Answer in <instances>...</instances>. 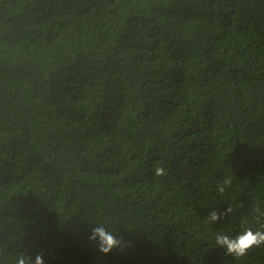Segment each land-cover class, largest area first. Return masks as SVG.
I'll list each match as a JSON object with an SVG mask.
<instances>
[{
  "label": "trees",
  "instance_id": "16d2710c",
  "mask_svg": "<svg viewBox=\"0 0 264 264\" xmlns=\"http://www.w3.org/2000/svg\"><path fill=\"white\" fill-rule=\"evenodd\" d=\"M248 228L264 0H0V264H264L216 244Z\"/></svg>",
  "mask_w": 264,
  "mask_h": 264
},
{
  "label": "clouds",
  "instance_id": "9594fccd",
  "mask_svg": "<svg viewBox=\"0 0 264 264\" xmlns=\"http://www.w3.org/2000/svg\"><path fill=\"white\" fill-rule=\"evenodd\" d=\"M154 171L157 177H163L167 174L163 166L156 167ZM231 184L232 178L225 177L223 181L218 184V191L223 193L227 187L231 186ZM231 212L232 208L229 207L226 210V214ZM218 219H220V216L216 212H212L208 217L207 222L213 223ZM97 238L99 239V251L104 254L110 253L113 248L117 247L119 244L117 239L103 226L97 227L93 230L91 239L95 241ZM216 244L217 246L224 248L228 255L234 256L236 258L244 257L253 248H259L264 245V231H253L252 229L248 228L235 238L218 233L216 237ZM17 264H31V258L29 257L26 260L25 257L21 255L17 261ZM35 264H43L41 256H36Z\"/></svg>",
  "mask_w": 264,
  "mask_h": 264
}]
</instances>
